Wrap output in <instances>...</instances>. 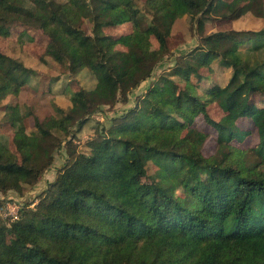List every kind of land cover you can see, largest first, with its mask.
<instances>
[{
  "label": "trees",
  "instance_id": "16d2710c",
  "mask_svg": "<svg viewBox=\"0 0 264 264\" xmlns=\"http://www.w3.org/2000/svg\"><path fill=\"white\" fill-rule=\"evenodd\" d=\"M144 4L149 22L137 0H0V35L17 24L27 33L38 28L46 55L96 79L72 93L67 109L34 117L36 134L27 133L18 106L3 105L0 123L14 128V150L0 138V193L33 187L55 154L63 163L34 209L0 218V264H264V105L254 98L264 99V0ZM247 11L262 18L259 30L201 34L171 71L154 76L172 55L177 18L189 17L202 32L209 17ZM127 23L130 31L105 32ZM215 59L231 75L199 93L198 72ZM34 73L0 52V102L18 95ZM128 101L132 106L78 149L76 131ZM210 103L223 112L218 120L207 112ZM198 116L214 131L211 155L203 153L209 132L195 125ZM252 133L253 146L234 145ZM149 162L157 168L152 174Z\"/></svg>",
  "mask_w": 264,
  "mask_h": 264
},
{
  "label": "rangeland",
  "instance_id": "374dc122",
  "mask_svg": "<svg viewBox=\"0 0 264 264\" xmlns=\"http://www.w3.org/2000/svg\"><path fill=\"white\" fill-rule=\"evenodd\" d=\"M145 0H137V5L145 15V21L149 22L151 18L150 11H147L145 7ZM263 25L261 17L254 15L247 11L242 15L234 19H227L223 17L213 16L204 20L203 31L199 32V28L195 23L190 20L189 17L183 16L177 18L172 25L171 33L168 38V48L171 52V56L166 58L161 64H159L155 71L154 76L164 71H171V68L176 62V57L185 55L198 43H201V34L205 35L216 31H229L241 30V31H257ZM82 28L85 32H90V25L87 21L82 23ZM12 27V33L8 36L0 35V52L21 60L26 66L34 69L35 72L30 76L27 81V85L21 90V92L14 96L8 95L4 100L0 102V122L3 120L4 104H13L19 107L22 115V121L25 125L26 131L29 134H36L37 130L34 126V117L42 120L50 115H54L56 107L67 109L71 105L70 97L72 93L78 88L90 89L95 85V76L88 70L82 69L79 72L73 74L68 71L67 63H59L53 60L50 56L44 53V48L47 42L46 35L38 28H32L29 33L24 31L21 25H14ZM131 30V23L124 25H117L108 27L105 32L111 35H119L123 32ZM24 32V33H22ZM153 47H156L153 40ZM231 69L219 64L215 59L209 65L204 66L199 70V74L203 77L199 83V93H202L204 87L211 85V83H218L225 85L231 75ZM195 78V77H193ZM143 82L134 92L137 95H141L142 92L150 85L151 80ZM258 106L264 105V99L260 95L254 96ZM132 106V101L121 104L118 103L114 107L110 108L107 113V117L102 114H94L88 122L78 131L75 132L74 142L77 144L79 150H85L87 140L94 134L95 130L101 128V125H109L111 116L119 114ZM207 112L209 116L218 120L223 112L216 103H210L207 105ZM248 125L240 120V125ZM195 125L201 130L209 132V136L206 139L203 146V153L205 155H211L215 151V134L211 127L203 120L202 116H198L195 119ZM14 134V128L10 125H1L0 123V138L1 140L14 150L12 143V137ZM257 142L256 135L251 134L244 143H238L234 141V145L248 148L253 146ZM62 155L55 154L52 167L46 170L41 178L33 187L24 189L23 193L10 190L7 193H0V218L9 221L10 218H5L4 214H11L8 209L9 206H17V218L20 215L22 208L34 209L36 204L43 196V191L48 183L55 180L57 170L62 166ZM148 173L155 172L156 165L152 162L148 163ZM19 211V212H18ZM11 221V220H10Z\"/></svg>",
  "mask_w": 264,
  "mask_h": 264
},
{
  "label": "built area",
  "instance_id": "2783aa9c",
  "mask_svg": "<svg viewBox=\"0 0 264 264\" xmlns=\"http://www.w3.org/2000/svg\"><path fill=\"white\" fill-rule=\"evenodd\" d=\"M6 208L8 209L7 211H9V213H11V214H4L5 218L8 217V218H10L11 221L15 220V218H17V215H18V213H17V206L16 205L9 206L7 204V207Z\"/></svg>",
  "mask_w": 264,
  "mask_h": 264
}]
</instances>
